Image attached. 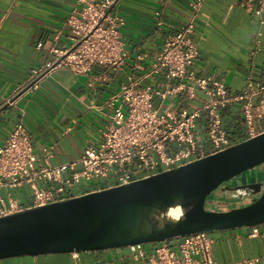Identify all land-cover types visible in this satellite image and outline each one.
I'll list each match as a JSON object with an SVG mask.
<instances>
[{
    "label": "crops",
    "instance_id": "crops-1",
    "mask_svg": "<svg viewBox=\"0 0 264 264\" xmlns=\"http://www.w3.org/2000/svg\"><path fill=\"white\" fill-rule=\"evenodd\" d=\"M191 1L171 0L163 6L161 0H117L112 12L123 17L120 31L132 56L121 69L97 66L88 73L77 74L60 68L41 79L37 89L16 93L34 70L42 69L54 58L52 48L61 49L72 42L73 33L66 20L77 0H0V145L21 118L30 131L34 151L43 161L53 166L66 164L64 177L80 170L78 160L83 151L98 140L110 121L112 110L105 106L106 101L126 80L127 73L140 79L142 86L151 83L163 87L168 83L163 75L146 76L145 66L160 50L165 34L177 31L186 21ZM158 9L166 23L164 29H158L154 23L153 15ZM258 31L261 47L253 54V39ZM193 39L199 55L191 68L198 76L223 79L230 93L245 91L248 79L254 84L264 82V24L260 25L257 14L245 9L242 0H204L196 17ZM142 54L144 60H137L136 56ZM260 97L252 96L253 105ZM9 98L12 101L7 102ZM206 99L197 88L194 98L181 93L166 99L156 97L154 104L161 110L194 109ZM222 114L233 143L244 140L246 125L241 104L227 105ZM259 123L264 130V117ZM197 130L200 143L210 152L206 113L199 118ZM108 185L106 180L83 181L71 189V195ZM12 194L23 207L32 205L28 187L13 189ZM254 226L258 234L253 236ZM254 226L208 232L216 261L230 264L264 255V223ZM0 264L151 263L135 259L133 248L126 246L83 251L77 257L71 253L7 257L0 259Z\"/></svg>",
    "mask_w": 264,
    "mask_h": 264
},
{
    "label": "built area",
    "instance_id": "built-area-1",
    "mask_svg": "<svg viewBox=\"0 0 264 264\" xmlns=\"http://www.w3.org/2000/svg\"><path fill=\"white\" fill-rule=\"evenodd\" d=\"M170 1L161 0V4L165 6ZM203 1L189 3L186 21L177 31L165 34L160 50L145 66L146 76L163 75L168 83L163 87L151 83L142 86L140 79L127 73L126 80L106 101L105 106L112 110L110 121L98 140L83 151L78 160L82 165L80 170L64 177L67 165L53 166L43 161L34 151L30 131L23 120L14 123L0 145V216L26 208L12 194L13 189L28 187L31 206L43 205L73 197L71 189L83 181L106 180L107 187L125 184L225 149L234 143L224 126L222 109L232 103L241 104L245 139L264 131L259 123L264 117V82L254 84L248 79L245 91L230 93L223 79L198 76L191 68L199 55L193 36ZM116 3L117 0H77L66 20L73 33L72 42L61 49L52 48L54 58L42 69L34 70L25 85L15 92L37 89L41 79L60 68L77 74L88 73L97 66L121 69L132 56L120 31L123 17L112 12ZM242 3L247 11L259 16L260 25L264 24V0H242ZM153 17L155 26L164 29L162 10H156ZM260 36L258 31L253 39V54L261 47ZM136 58L144 60L145 55ZM197 88L207 99L194 109L161 110L154 104L156 97L166 99L181 93L194 98ZM256 94L261 97L253 105L251 98ZM10 101L11 98L7 99ZM203 113H206L210 152L200 143L197 130ZM257 234L258 228L254 226L251 235ZM130 247L135 259L151 264H219L208 232ZM71 254L77 257L79 252ZM230 264H264V255Z\"/></svg>",
    "mask_w": 264,
    "mask_h": 264
},
{
    "label": "water",
    "instance_id": "water-1",
    "mask_svg": "<svg viewBox=\"0 0 264 264\" xmlns=\"http://www.w3.org/2000/svg\"><path fill=\"white\" fill-rule=\"evenodd\" d=\"M262 164L264 131L129 183L1 215L0 259L120 248L262 224ZM227 189H233L229 198L217 193Z\"/></svg>",
    "mask_w": 264,
    "mask_h": 264
},
{
    "label": "rangeland",
    "instance_id": "rangeland-1",
    "mask_svg": "<svg viewBox=\"0 0 264 264\" xmlns=\"http://www.w3.org/2000/svg\"><path fill=\"white\" fill-rule=\"evenodd\" d=\"M258 168L264 170V164H262L261 166H258ZM262 178H264V176H262ZM217 193L220 194V195H223V193L220 192V191H218ZM226 197L229 198V196H227V195H226ZM221 205H222L223 207H230V206H234V205H236V203L230 205L228 202H221Z\"/></svg>",
    "mask_w": 264,
    "mask_h": 264
},
{
    "label": "flooded vegetation",
    "instance_id": "flooded-vegetation-1",
    "mask_svg": "<svg viewBox=\"0 0 264 264\" xmlns=\"http://www.w3.org/2000/svg\"><path fill=\"white\" fill-rule=\"evenodd\" d=\"M222 193H226L227 196H230L233 193V189L222 190Z\"/></svg>",
    "mask_w": 264,
    "mask_h": 264
},
{
    "label": "trees",
    "instance_id": "trees-1",
    "mask_svg": "<svg viewBox=\"0 0 264 264\" xmlns=\"http://www.w3.org/2000/svg\"><path fill=\"white\" fill-rule=\"evenodd\" d=\"M225 114H223V116H224ZM224 121H226L225 119H224Z\"/></svg>",
    "mask_w": 264,
    "mask_h": 264
}]
</instances>
